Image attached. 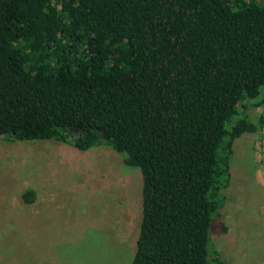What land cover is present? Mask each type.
Listing matches in <instances>:
<instances>
[{"label":"trees","instance_id":"16d2710c","mask_svg":"<svg viewBox=\"0 0 264 264\" xmlns=\"http://www.w3.org/2000/svg\"><path fill=\"white\" fill-rule=\"evenodd\" d=\"M263 127L264 0H0V139L104 145L138 169L130 264H223L208 229L232 143Z\"/></svg>","mask_w":264,"mask_h":264},{"label":"rangeland","instance_id":"374dc122","mask_svg":"<svg viewBox=\"0 0 264 264\" xmlns=\"http://www.w3.org/2000/svg\"><path fill=\"white\" fill-rule=\"evenodd\" d=\"M261 109L242 99L238 118ZM99 145L0 139V264H130L141 210V176ZM223 205L208 251L223 264H264V127L232 143ZM38 189L33 207L21 195Z\"/></svg>","mask_w":264,"mask_h":264},{"label":"crops","instance_id":"0c3cea01","mask_svg":"<svg viewBox=\"0 0 264 264\" xmlns=\"http://www.w3.org/2000/svg\"><path fill=\"white\" fill-rule=\"evenodd\" d=\"M32 190V192L34 193V198H35V200H40V197L38 196V194H42V191L41 192H39L38 191V189H31ZM28 206H30L31 208L33 207L32 205H33V202L31 203V204H27Z\"/></svg>","mask_w":264,"mask_h":264}]
</instances>
